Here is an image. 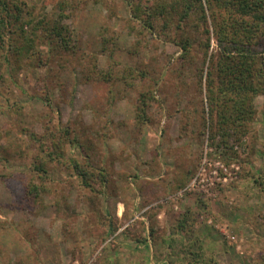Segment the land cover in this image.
<instances>
[{
	"label": "rangeland",
	"instance_id": "374dc122",
	"mask_svg": "<svg viewBox=\"0 0 264 264\" xmlns=\"http://www.w3.org/2000/svg\"><path fill=\"white\" fill-rule=\"evenodd\" d=\"M23 1L0 43V264H264V96L250 132L216 147L200 66L161 19L150 30L127 0ZM75 164L106 182L83 186Z\"/></svg>",
	"mask_w": 264,
	"mask_h": 264
},
{
	"label": "trees",
	"instance_id": "16d2710c",
	"mask_svg": "<svg viewBox=\"0 0 264 264\" xmlns=\"http://www.w3.org/2000/svg\"><path fill=\"white\" fill-rule=\"evenodd\" d=\"M127 3L132 16L150 30L161 19L162 36L179 46V59L200 66L198 82L201 86L204 77L207 115L215 117L214 123L208 121V137L212 140L217 135L220 137L215 146H225L230 136L239 141L247 135L256 113L254 98L264 96V0H127ZM20 4L25 2L0 0V43L4 44L6 33H10L7 48L12 46L8 49H12L11 43L17 38L18 32L14 31L15 21L20 20ZM32 23L31 18L23 22L21 19L20 32L25 35L23 28L31 27ZM33 28H36L34 24ZM62 30V26L53 25L45 35H61L67 43ZM32 41V37L24 39L18 52L28 51ZM0 48L4 46L0 44ZM53 142H56L53 151L47 152L49 160L62 158L64 154L61 139L58 137ZM40 163L35 169L45 173L46 168ZM74 167L81 184L94 191L95 181L101 184L107 180L105 173L93 168L78 164ZM44 190L41 185L29 184L25 196L34 198Z\"/></svg>",
	"mask_w": 264,
	"mask_h": 264
},
{
	"label": "crops",
	"instance_id": "0c3cea01",
	"mask_svg": "<svg viewBox=\"0 0 264 264\" xmlns=\"http://www.w3.org/2000/svg\"><path fill=\"white\" fill-rule=\"evenodd\" d=\"M129 244V246L127 245V243H126V246H128V247H130L131 249H133L134 251L136 250L135 248H136V246H135V244L133 245V244H131V243H128ZM137 247H139L140 249L142 248H146V250L148 249L149 250V246L147 245V244H145L144 246H141V245H138ZM139 249H137L136 251H138ZM141 251V250H140ZM145 256L147 257V258H149L150 257V255H149V251H146V254H145ZM157 263L156 264H164V263H166V259L164 258V257H161L159 260H157L156 261Z\"/></svg>",
	"mask_w": 264,
	"mask_h": 264
}]
</instances>
